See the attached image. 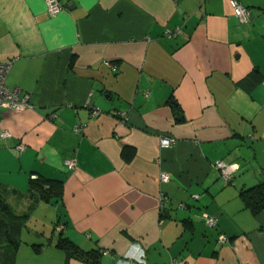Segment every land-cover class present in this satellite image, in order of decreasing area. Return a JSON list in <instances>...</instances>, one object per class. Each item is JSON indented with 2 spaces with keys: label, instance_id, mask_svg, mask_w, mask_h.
<instances>
[{
  "label": "crops",
  "instance_id": "0c3cea01",
  "mask_svg": "<svg viewBox=\"0 0 264 264\" xmlns=\"http://www.w3.org/2000/svg\"><path fill=\"white\" fill-rule=\"evenodd\" d=\"M239 1L247 22L229 0H0L5 82L29 99L0 107V196L28 213L13 264H91L59 237L96 264H264V208L240 197L264 181V0ZM31 174L60 198L31 205Z\"/></svg>",
  "mask_w": 264,
  "mask_h": 264
},
{
  "label": "trees",
  "instance_id": "16d2710c",
  "mask_svg": "<svg viewBox=\"0 0 264 264\" xmlns=\"http://www.w3.org/2000/svg\"><path fill=\"white\" fill-rule=\"evenodd\" d=\"M175 109L176 121H183L184 116L176 107L175 102L169 98L167 100ZM134 153L130 146H123L122 155L125 160H129ZM62 180L37 176L30 178L27 193L32 198L31 205L38 201L50 202L57 201L61 196ZM240 197L244 205L253 214L258 213L264 208V181L259 182L248 188L240 190ZM28 213L17 214L5 200L0 196V264H13L16 250L21 242L20 232L25 225ZM35 247L41 244H32ZM59 248L67 250L70 255L89 261L91 264L99 262L97 250L84 251L75 246L66 237H59L55 244Z\"/></svg>",
  "mask_w": 264,
  "mask_h": 264
},
{
  "label": "built area",
  "instance_id": "2783aa9c",
  "mask_svg": "<svg viewBox=\"0 0 264 264\" xmlns=\"http://www.w3.org/2000/svg\"><path fill=\"white\" fill-rule=\"evenodd\" d=\"M231 9L234 13L235 16H237L240 21H249L251 18V12L249 8L244 6L239 0H229ZM47 11L50 14H55L61 9V5L59 4L58 0H47ZM181 31V27H175L170 30H166L165 35L167 37H172L179 33ZM9 68V62H0V107L3 108H12L15 110H21L29 105V99L28 96H20L18 93V88L17 87H10L6 84L5 79H6V74L8 72ZM94 114L98 112L97 108H94L92 111ZM116 113H120L119 111H116ZM79 127L77 125L74 126V130H78ZM8 135L7 131H2L1 136L5 137ZM175 139L173 137L169 136H161L159 137V145L161 147H167L174 143ZM19 149L22 150L24 148V145L19 144L18 145ZM64 164L68 168H73L76 164L75 162V157H67L64 159ZM214 166L219 170L220 175L226 180H230L232 173L234 169L236 168L237 165L235 164H226L222 160H216L214 161ZM161 177L163 179H167L168 175L166 174H161ZM30 178H36L35 174H31ZM197 197V195H194ZM202 217L204 218L205 222L208 225H214L216 223V217L214 215H210L206 212L202 213ZM63 225L58 224V229H61ZM227 238L225 235L220 234L219 235V240L220 241H225ZM106 251H103L105 253ZM239 264H248L246 262H241Z\"/></svg>",
  "mask_w": 264,
  "mask_h": 264
},
{
  "label": "rangeland",
  "instance_id": "374dc122",
  "mask_svg": "<svg viewBox=\"0 0 264 264\" xmlns=\"http://www.w3.org/2000/svg\"><path fill=\"white\" fill-rule=\"evenodd\" d=\"M5 202L9 205V206H12L11 204H10V202L9 201H7L6 199H5ZM54 205H51L50 207H53ZM53 209V208H52ZM43 218H45V216L43 217ZM45 220V219H44ZM35 221H34V219H32L31 221H29L28 222V226H29V228H31V229H35L34 227H33V224L32 223H34ZM54 223V222H53ZM53 223H51L52 224V227H53ZM50 228H51V225H50Z\"/></svg>",
  "mask_w": 264,
  "mask_h": 264
}]
</instances>
